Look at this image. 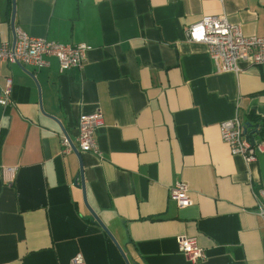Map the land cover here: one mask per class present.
<instances>
[{
    "label": "crops",
    "instance_id": "crops-1",
    "mask_svg": "<svg viewBox=\"0 0 264 264\" xmlns=\"http://www.w3.org/2000/svg\"><path fill=\"white\" fill-rule=\"evenodd\" d=\"M15 28L51 42L87 44L83 69L56 58L34 69L0 65V264H196L179 251L196 238L197 264H264V152L233 156L222 122L239 116L264 143V65L218 73L208 48L188 40L204 17L225 16L264 36V0H16ZM12 0H0V32L13 42ZM101 112V155L63 153L80 118ZM261 130V134L256 133ZM188 185L180 208L170 189Z\"/></svg>",
    "mask_w": 264,
    "mask_h": 264
},
{
    "label": "built area",
    "instance_id": "built-area-1",
    "mask_svg": "<svg viewBox=\"0 0 264 264\" xmlns=\"http://www.w3.org/2000/svg\"><path fill=\"white\" fill-rule=\"evenodd\" d=\"M14 42L3 40L0 32V65L18 64L34 69H41L49 65L48 58H56L61 69H83L87 54L91 47L87 44L74 45L51 42L46 39L35 38L21 29H16ZM188 40L195 44H203L208 48L210 58L218 73L238 74L240 62L253 66L264 65V36H246L239 25L230 24L225 16L204 17L201 21L191 25L187 30ZM11 78H7L5 87L1 90L0 105L7 108L12 103ZM103 123L101 112L84 115L80 118L76 145L64 136L62 138L63 153L73 151L72 144L80 153H93L100 156L96 140V131ZM221 138L228 145L233 156L241 157L246 163L254 164L259 154L264 152V143H257L246 131V125L239 116L221 123ZM170 200L180 208L192 205L188 185L178 181L170 189ZM257 201V215L264 220V190L254 193ZM180 253L190 262L200 263L206 259L205 252L199 248L196 238L180 237L178 239ZM71 264H86L81 254L76 255Z\"/></svg>",
    "mask_w": 264,
    "mask_h": 264
},
{
    "label": "water",
    "instance_id": "water-1",
    "mask_svg": "<svg viewBox=\"0 0 264 264\" xmlns=\"http://www.w3.org/2000/svg\"><path fill=\"white\" fill-rule=\"evenodd\" d=\"M13 1V13H12V18H11V28H12V32L14 35V40L13 42L15 43L16 40V28H15V16H16V0H12ZM246 127H248V125H246ZM247 131V129H246ZM68 137V136H67ZM72 149L73 152L78 156L79 158V162H80V169H81V176L83 178V163H82V159L80 158V152L78 151V149L76 148V146L74 144H72ZM82 190L84 193V201L85 204L89 210V212L91 213V215L93 216L95 222L106 232V234L108 235V237L115 243V245L118 247L119 251L121 252L125 262L127 264H129L127 257L124 255L123 251L121 250V248L119 247L115 237L112 235V233L109 231V229L104 225V223L101 221V219L98 217V215L92 210V208L89 206L88 202H87V198H86V187L84 184V180H82Z\"/></svg>",
    "mask_w": 264,
    "mask_h": 264
},
{
    "label": "trees",
    "instance_id": "trees-1",
    "mask_svg": "<svg viewBox=\"0 0 264 264\" xmlns=\"http://www.w3.org/2000/svg\"><path fill=\"white\" fill-rule=\"evenodd\" d=\"M248 126H249V125H248ZM246 128H247V127H246ZM256 133L261 134V130H260V129L257 130ZM251 137H253V136H251Z\"/></svg>",
    "mask_w": 264,
    "mask_h": 264
}]
</instances>
